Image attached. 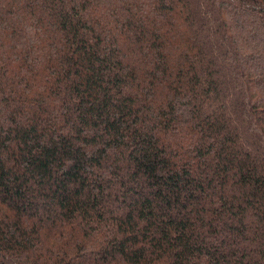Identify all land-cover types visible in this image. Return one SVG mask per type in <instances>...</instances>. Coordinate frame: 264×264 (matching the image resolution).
Listing matches in <instances>:
<instances>
[{
  "label": "trees",
  "instance_id": "trees-1",
  "mask_svg": "<svg viewBox=\"0 0 264 264\" xmlns=\"http://www.w3.org/2000/svg\"><path fill=\"white\" fill-rule=\"evenodd\" d=\"M0 264H264V0H0Z\"/></svg>",
  "mask_w": 264,
  "mask_h": 264
}]
</instances>
